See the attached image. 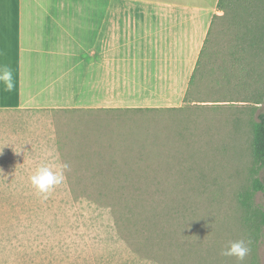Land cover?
<instances>
[{
    "label": "rangeland",
    "instance_id": "374dc122",
    "mask_svg": "<svg viewBox=\"0 0 264 264\" xmlns=\"http://www.w3.org/2000/svg\"><path fill=\"white\" fill-rule=\"evenodd\" d=\"M263 21L264 0L224 1L178 108L1 112L0 158L28 143L43 150L39 128L60 126L57 146L100 136L109 158L67 164L46 197L30 185L32 172L0 162V264H264V194L253 187L261 169L252 158L264 112ZM241 238L251 249L243 261L220 254Z\"/></svg>",
    "mask_w": 264,
    "mask_h": 264
},
{
    "label": "crops",
    "instance_id": "0c3cea01",
    "mask_svg": "<svg viewBox=\"0 0 264 264\" xmlns=\"http://www.w3.org/2000/svg\"><path fill=\"white\" fill-rule=\"evenodd\" d=\"M217 2L0 0V64L11 67L15 84L11 92L0 85V113L102 114L182 106ZM61 127L46 133L39 128L49 145L43 150L33 152L28 143L15 147L22 154L10 152L9 160L2 156L0 162L27 173L40 164L93 166L109 158L100 136L83 146H57Z\"/></svg>",
    "mask_w": 264,
    "mask_h": 264
},
{
    "label": "clouds",
    "instance_id": "9594fccd",
    "mask_svg": "<svg viewBox=\"0 0 264 264\" xmlns=\"http://www.w3.org/2000/svg\"><path fill=\"white\" fill-rule=\"evenodd\" d=\"M0 85L4 91L8 92H11L15 87L13 71L7 64H0ZM67 168L66 163L57 167L40 164L28 177L29 183L38 194L46 197L48 193L64 182ZM197 239L199 238L197 237ZM249 245L250 241L247 238L230 241L220 254L226 257H234L237 261H243L251 250Z\"/></svg>",
    "mask_w": 264,
    "mask_h": 264
},
{
    "label": "trees",
    "instance_id": "16d2710c",
    "mask_svg": "<svg viewBox=\"0 0 264 264\" xmlns=\"http://www.w3.org/2000/svg\"><path fill=\"white\" fill-rule=\"evenodd\" d=\"M224 1L225 0H218L217 10L223 9ZM262 27L264 28V21ZM207 39L208 37L206 41ZM192 79L193 75L190 78V83ZM252 158L254 163L261 169V177L253 181V187L256 190H261L264 194V112H260L257 115V120L253 124ZM261 219L264 223V212L261 215Z\"/></svg>",
    "mask_w": 264,
    "mask_h": 264
}]
</instances>
